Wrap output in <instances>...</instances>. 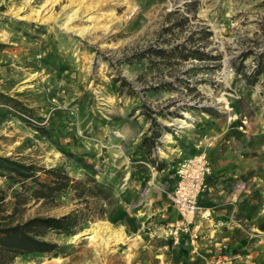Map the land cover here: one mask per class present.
Wrapping results in <instances>:
<instances>
[{"label":"rangeland","instance_id":"1","mask_svg":"<svg viewBox=\"0 0 264 264\" xmlns=\"http://www.w3.org/2000/svg\"><path fill=\"white\" fill-rule=\"evenodd\" d=\"M177 46L205 58L143 57ZM260 62L264 0H0V221L87 216L8 264H264V73L234 67ZM201 142L212 169L184 216L175 169ZM3 158L91 190L25 198Z\"/></svg>","mask_w":264,"mask_h":264},{"label":"trees","instance_id":"2","mask_svg":"<svg viewBox=\"0 0 264 264\" xmlns=\"http://www.w3.org/2000/svg\"><path fill=\"white\" fill-rule=\"evenodd\" d=\"M152 51L153 52L148 55L143 54V57H148L150 60H152L154 56L166 59L176 57L184 59H188L189 57L196 59L205 58L203 55L204 53L198 50L181 49L180 46L174 47L169 51L165 49ZM234 67L238 73L243 75L248 84H253L255 79L261 73H264L263 62H260L258 64V69L254 70L251 74L246 73L244 69H242V66H237L235 63ZM158 132L159 130H154L153 136L145 140V146L151 147L152 144H154ZM150 159L154 165L156 164L158 169H162L163 164L160 163L157 165L154 159ZM3 161L9 162V168L6 169L13 171L19 179H23L22 186L26 187V190H30L28 192L29 194L22 195L25 198H31L36 201L53 200L56 196L69 190H74L76 195L80 197L84 189L91 190L86 188L81 181L72 178L61 166L43 169L48 175V179L40 181L38 178L39 176L35 173L37 171L35 166L11 161L8 160V158H3ZM27 179H30L33 185L26 184L25 181ZM99 192L101 193L100 189ZM5 199V194L0 192V209H2V204L5 202ZM3 219V221H5L6 218ZM84 220H87V216L79 214L78 210H72L58 217L35 216L25 221H17L16 223L0 221V264H8L17 256L52 251L56 246L54 243L44 238L46 231L56 230L60 233L74 234V230Z\"/></svg>","mask_w":264,"mask_h":264},{"label":"built area","instance_id":"3","mask_svg":"<svg viewBox=\"0 0 264 264\" xmlns=\"http://www.w3.org/2000/svg\"><path fill=\"white\" fill-rule=\"evenodd\" d=\"M208 145L201 142L198 153L184 159L175 169L176 186L173 191V203L184 216L193 215L201 210L200 195L207 186V178L212 169L206 152ZM205 213V216L209 215V212Z\"/></svg>","mask_w":264,"mask_h":264},{"label":"bare ground","instance_id":"4","mask_svg":"<svg viewBox=\"0 0 264 264\" xmlns=\"http://www.w3.org/2000/svg\"><path fill=\"white\" fill-rule=\"evenodd\" d=\"M75 14H76V13L74 12V13L70 14L68 17H72V16H74ZM189 216L192 217L191 214H190ZM119 236L122 238V235H119ZM76 237H77V236H76ZM76 237H75V238H76Z\"/></svg>","mask_w":264,"mask_h":264}]
</instances>
